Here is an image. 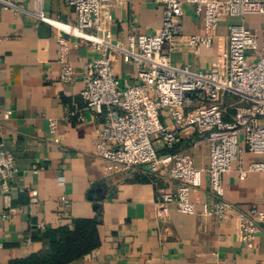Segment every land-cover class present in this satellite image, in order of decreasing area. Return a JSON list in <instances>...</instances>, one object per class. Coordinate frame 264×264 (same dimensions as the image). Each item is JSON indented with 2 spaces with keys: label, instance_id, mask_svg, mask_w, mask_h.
<instances>
[{
  "label": "crops",
  "instance_id": "1",
  "mask_svg": "<svg viewBox=\"0 0 264 264\" xmlns=\"http://www.w3.org/2000/svg\"><path fill=\"white\" fill-rule=\"evenodd\" d=\"M15 5L14 11L0 5V142L13 155L17 168L9 180L15 211L10 220L0 219V264L48 255L60 239V230L77 227L91 231L96 247L67 264H264V224L254 247L248 248L238 216L225 221L206 216L205 205L215 200L207 179L200 188L190 189L196 213L187 215L174 204H159L155 184L142 179V170L114 175L104 171L95 155L102 120L81 97L86 64L97 54L84 41L66 36L65 59L76 74L72 82H63L60 32L36 14L41 9L50 20L75 25L74 10L66 0H15ZM252 18L264 15L245 20L254 23ZM163 22V7L155 0H115L103 29L121 44L132 33L152 35ZM179 22L186 42L176 52L164 48L171 64L188 65L195 72L221 65L228 53L225 22L209 48L189 43L190 37L204 32L192 6L185 7ZM263 26L264 21L253 30L260 34ZM113 66L122 83L136 81L133 63L116 58ZM224 103V121L231 123L238 101L227 96ZM195 107L192 104L186 111ZM8 110L13 114L6 120ZM75 111L82 121L70 117ZM161 118L174 127L167 111H162ZM52 120L58 125L54 132ZM205 136L193 130L181 132L173 152L189 154L198 168H206L209 148L198 144ZM156 146L163 148L159 141ZM240 148L242 155L223 176L224 199L258 221L264 216V172L248 173L242 179L240 169L264 158L250 153L243 140ZM35 190L37 203H32Z\"/></svg>",
  "mask_w": 264,
  "mask_h": 264
},
{
  "label": "built area",
  "instance_id": "2",
  "mask_svg": "<svg viewBox=\"0 0 264 264\" xmlns=\"http://www.w3.org/2000/svg\"><path fill=\"white\" fill-rule=\"evenodd\" d=\"M155 1L163 7V26L152 35L132 33L121 44L114 43L111 33L103 29L115 0H66L77 17L75 25L50 20L41 9L36 14L60 32L63 82H72L76 74L65 59L69 51L66 36L84 41L97 54L86 64L81 97L86 108L102 120L95 155L103 163L104 171L114 175L142 170L155 184L157 202L174 204L187 215L196 213L190 189L200 188L207 179L215 200L205 205V215L219 221L238 216L242 241L253 248L264 216L255 221L226 201L223 176L242 155V140L250 153L264 158V26L258 34L244 23L229 24L226 59L208 71L195 72L188 65L174 66L164 48L168 46L176 52L186 42L179 22L186 6L194 8L204 26L203 34L190 37L189 43L209 48L222 22L264 15V0ZM0 5L5 10H17L15 0H0ZM116 58L134 64V83L120 81L113 66ZM227 96L238 101L231 123L223 117ZM192 104L196 107L187 112ZM162 111L168 112L173 128L162 121ZM12 114V110L6 111L4 119H10ZM70 117L83 120L77 111ZM50 126L52 132L58 127L54 120ZM187 130L206 135L198 142L209 148L206 168H198L189 154L173 152L180 133ZM156 141L162 144V150H158ZM16 171L13 155L0 142L2 220H10L15 211L9 180ZM252 172H264V160L240 169V177L243 179ZM36 196L37 191H32V203H37Z\"/></svg>",
  "mask_w": 264,
  "mask_h": 264
},
{
  "label": "trees",
  "instance_id": "3",
  "mask_svg": "<svg viewBox=\"0 0 264 264\" xmlns=\"http://www.w3.org/2000/svg\"><path fill=\"white\" fill-rule=\"evenodd\" d=\"M142 179L150 180L145 175ZM59 234L60 239L53 243L50 254L31 256L18 264H67L90 253L96 247L90 230L86 232L83 228L77 227L74 231L62 229Z\"/></svg>",
  "mask_w": 264,
  "mask_h": 264
},
{
  "label": "rangeland",
  "instance_id": "4",
  "mask_svg": "<svg viewBox=\"0 0 264 264\" xmlns=\"http://www.w3.org/2000/svg\"><path fill=\"white\" fill-rule=\"evenodd\" d=\"M252 20H254V23H251V21L248 22V20H242L241 18H229L228 21L225 22V25L228 26L229 24H241V23H244L248 28L250 27L251 29H253V28L255 29V28H259V26L264 21V18H260V19L252 18Z\"/></svg>",
  "mask_w": 264,
  "mask_h": 264
}]
</instances>
